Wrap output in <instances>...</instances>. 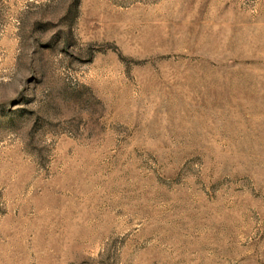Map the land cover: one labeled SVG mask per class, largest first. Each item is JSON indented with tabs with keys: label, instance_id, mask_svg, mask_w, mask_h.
I'll return each mask as SVG.
<instances>
[{
	"label": "rangeland",
	"instance_id": "1",
	"mask_svg": "<svg viewBox=\"0 0 264 264\" xmlns=\"http://www.w3.org/2000/svg\"><path fill=\"white\" fill-rule=\"evenodd\" d=\"M0 264H264V0H0Z\"/></svg>",
	"mask_w": 264,
	"mask_h": 264
}]
</instances>
